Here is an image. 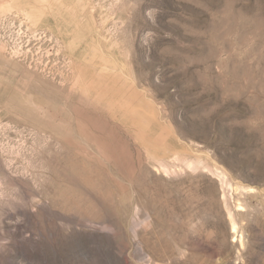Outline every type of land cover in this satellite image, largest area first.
I'll list each match as a JSON object with an SVG mask.
<instances>
[{"label": "rangeland", "instance_id": "obj_1", "mask_svg": "<svg viewBox=\"0 0 264 264\" xmlns=\"http://www.w3.org/2000/svg\"><path fill=\"white\" fill-rule=\"evenodd\" d=\"M0 264H264V0H0Z\"/></svg>", "mask_w": 264, "mask_h": 264}]
</instances>
